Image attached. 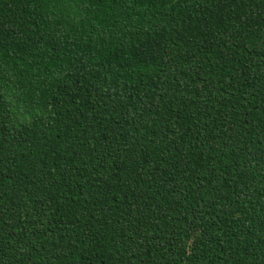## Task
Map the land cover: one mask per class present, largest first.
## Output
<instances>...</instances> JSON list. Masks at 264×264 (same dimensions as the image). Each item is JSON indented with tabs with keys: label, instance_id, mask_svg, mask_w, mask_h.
I'll use <instances>...</instances> for the list:
<instances>
[{
	"label": "trees",
	"instance_id": "1",
	"mask_svg": "<svg viewBox=\"0 0 264 264\" xmlns=\"http://www.w3.org/2000/svg\"><path fill=\"white\" fill-rule=\"evenodd\" d=\"M0 264H264V0H0Z\"/></svg>",
	"mask_w": 264,
	"mask_h": 264
}]
</instances>
